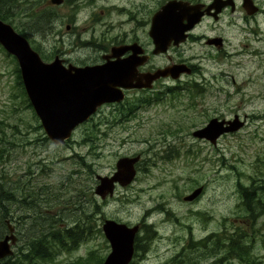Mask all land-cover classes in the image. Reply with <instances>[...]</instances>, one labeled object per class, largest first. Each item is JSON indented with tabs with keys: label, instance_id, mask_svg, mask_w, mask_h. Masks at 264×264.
<instances>
[{
	"label": "rangeland",
	"instance_id": "374dc122",
	"mask_svg": "<svg viewBox=\"0 0 264 264\" xmlns=\"http://www.w3.org/2000/svg\"><path fill=\"white\" fill-rule=\"evenodd\" d=\"M254 2L262 12L247 16L237 9L215 24L230 54L208 58L199 64L198 75L182 78L204 88L194 99L195 106H184L188 95L182 98L181 106L156 104L140 110L127 130L110 127L108 138L89 136L93 128L86 123L63 146L38 140L43 131L37 130L39 122L16 92L14 64L0 53V127L11 144L4 145L7 150L0 158V188L3 185L12 190L19 200L30 195L38 205L26 208L19 204L20 211L11 212L16 237L13 254L19 253L36 215L58 219L57 213H66L63 204L53 201L50 194L55 190L62 197L68 194V174L76 173L71 180L81 179L83 184L87 178L94 189L95 175H109L119 157L140 153L141 170L134 182L106 201L96 198L99 210L95 215L101 221L141 226L139 245L145 250L135 264H165L173 258L176 264H264V214L254 223L244 219L237 185L247 187L254 181L255 187L264 182V0ZM212 24L204 21L199 31ZM36 41L42 54L53 57L56 49L49 47L52 43L39 36ZM69 51L70 47L60 57L87 56L85 50L76 54ZM203 79L206 85L200 86ZM220 115L230 120L238 115L245 124L239 131L220 137L215 146L191 136L208 118ZM83 141L87 142L83 145ZM88 166L91 176H87ZM198 187L203 189L201 194L184 202L183 198ZM258 206H264V196ZM18 216L23 221L15 224ZM235 232L241 236L235 237ZM109 251L104 236L95 237L45 264L86 260L93 264L106 258Z\"/></svg>",
	"mask_w": 264,
	"mask_h": 264
},
{
	"label": "flooded vegetation",
	"instance_id": "af4514ba",
	"mask_svg": "<svg viewBox=\"0 0 264 264\" xmlns=\"http://www.w3.org/2000/svg\"><path fill=\"white\" fill-rule=\"evenodd\" d=\"M56 1L58 3L53 2V0H0V21H2L1 15L12 16L11 20L16 21L15 25L3 22L11 25L18 35L24 37L32 49L34 47L41 49L40 42L36 41L37 36L43 38L45 42L52 43V46L49 45V47L52 50H56L50 59L51 61H49L52 62L55 58H58L61 61V65L66 69L70 67L76 69L95 68L109 63H116L117 65L119 61H126L129 64L127 66L128 72L126 77L129 78L131 70H133L132 76L138 80H132V83L143 84L145 76L172 68L167 72V76H161L153 80L149 88L125 89L119 87L118 89H120L123 96L122 99L119 102L104 103L97 107L94 114L72 131L71 136L64 144L71 142L70 138L73 132L79 126L86 123H89L93 128L94 137L99 135L103 138H108L110 136V127L120 126L122 129L127 130L129 128L128 123L137 117L140 110L155 107L154 105L156 104L181 106L182 98L184 99L188 95L189 98L191 97V101L188 104V98L187 104L184 106H195L194 99L201 95L200 89L203 90L204 88H198L199 85L197 83H186L182 81V78L184 76L198 75L201 72L199 64L208 58L219 54H223V56L230 54L225 49L226 39L223 34H220L219 28L215 24H218L228 12L232 15L237 9L244 11L242 0L239 4L237 0H232L233 10L230 6H226L222 7L216 14H214V10L207 11V7L212 4L213 0ZM222 1L227 2L228 0ZM171 2H182L188 4V6H198L199 12L202 13L199 21L182 33L179 32V29L183 25H188L186 19L182 20L180 24L160 25L161 29L151 36L154 16ZM252 2L258 8L254 0ZM259 12H262L261 8H258V11L253 15H248L246 12L245 14L247 16H254ZM167 13L170 19L176 14L179 17L182 15L177 4L170 7ZM196 17L197 15H194L193 20ZM206 20H211L213 24L199 31L202 23ZM49 39L55 40L51 42ZM155 41L157 42V46ZM68 47H70L69 52L71 54L85 50L87 56L70 57L69 59L61 58L60 56ZM62 48L64 49L62 50ZM39 56L43 62L49 63L40 54ZM72 72L74 73V71ZM171 74H174L173 76L177 75L173 77ZM205 85L206 80L203 79L200 86ZM104 110L106 111L103 112ZM106 115L110 116L109 119L106 118ZM224 117L220 115L208 118L207 122L199 128L204 127L213 118L230 120ZM36 118L43 131L37 116ZM104 128L107 129L103 130ZM41 134V141L50 142L54 147L64 145L56 146L48 139L44 131ZM84 142L82 143L83 145ZM136 156L139 157L138 162L135 164L137 174L141 170L140 163L142 161L140 153L130 156L122 155V157ZM122 157H119L116 162ZM160 159H163V156ZM150 163L151 160L147 165ZM153 165L155 163L151 164V166ZM113 172L106 176H110ZM97 176L101 175H95V187L98 184L96 180ZM130 185L126 187L117 186L115 192ZM95 187L93 189L95 198L100 202L110 199L105 198L101 200L94 193ZM104 220L101 221L99 219L100 230ZM138 226L140 230L141 226ZM210 239L204 242H208Z\"/></svg>",
	"mask_w": 264,
	"mask_h": 264
},
{
	"label": "water",
	"instance_id": "95a60500",
	"mask_svg": "<svg viewBox=\"0 0 264 264\" xmlns=\"http://www.w3.org/2000/svg\"><path fill=\"white\" fill-rule=\"evenodd\" d=\"M53 2L58 3L56 0ZM174 4L179 5L182 15L179 17L176 14L170 19L167 10ZM226 6H230L233 10V1L213 0L207 7V11L214 10L216 14ZM242 7L248 15L258 11L252 0H242ZM197 11L199 12L198 6H188L182 2L167 4L154 16L151 36L161 29L160 25L180 24L184 19L188 21V25H183L179 32L186 31L199 21L202 13ZM194 15H197L195 20H193ZM155 43L157 46L156 41ZM0 46L16 60L26 97L44 133L56 146L64 144L72 131L94 114L97 107L104 103L119 102L123 97L119 87L149 88L153 80L167 76V72L172 69L145 76L143 84L132 83V80H138L132 76L133 70H131V76L126 77L129 65L126 61H119L117 65L109 63L95 68L66 69L58 58L49 63L43 62L26 39L3 21H0ZM244 124V120H240L237 115L229 121L213 118L204 127L194 130L192 137L205 140L215 146L220 137L239 131ZM138 160V156L122 157L116 162L115 171L110 176H97L95 195L104 200L113 196L117 186L130 185L136 176L135 164ZM202 190V187L194 189L183 198V201L188 203L194 201ZM5 224L7 234L0 240V260L12 256V246L16 242L13 226L8 220H5ZM101 230L110 247L103 264H130L134 256V240L138 235L139 226L105 219L101 224Z\"/></svg>",
	"mask_w": 264,
	"mask_h": 264
},
{
	"label": "trees",
	"instance_id": "16d2710c",
	"mask_svg": "<svg viewBox=\"0 0 264 264\" xmlns=\"http://www.w3.org/2000/svg\"><path fill=\"white\" fill-rule=\"evenodd\" d=\"M12 16L1 15V20L12 23ZM37 51L44 60L48 61L52 58V55L42 54L41 49L33 48ZM0 53H3L6 58L10 59L14 64L13 74L15 77V88L18 96L22 98L25 108L27 110H32L31 105L26 97L20 73L12 56L8 55L1 47ZM34 114V112H33ZM33 118L38 121L35 114ZM2 123V122H1ZM3 124V123H2ZM13 128V127H12ZM37 130H41L40 125H37ZM94 135L93 132L90 134ZM41 141V139H38ZM45 140V139H44ZM0 158L6 153V148L4 145H11L9 141H6V132L0 127ZM45 142V141H41ZM87 142V141H85ZM167 157V156H166ZM76 173H70L66 176L68 182V191L63 197L68 198L65 201L62 195L58 193L57 190L51 192L50 197L53 201H60L63 204V209L65 214L62 216L58 213L57 218H52L50 215H36V219L30 223L31 231L25 234L26 238L22 247L19 248V253L12 254V256L0 260V264H45L53 261L58 257L63 251H70L82 242L88 241L90 239H95V237H103L101 230L99 229V219L95 218L98 213L99 204L95 196L93 195V188L90 186L88 179L84 180V184L81 183V179L71 180L72 176ZM91 168L87 167V176H91ZM238 185V193L240 194L241 204L243 206L245 215L244 219H249L253 223L258 220L260 216L264 214V206L259 207L260 198L264 196V182L262 185L254 187V181H252L251 186ZM29 197L22 199H17L14 192L10 189H6L3 185L0 188V240L7 234V226L5 220H8L11 224V219L14 217L11 212L20 211V206H25L29 208L34 205L37 208V203L35 199L30 198L31 201H27ZM35 202V203H34ZM17 204V205H16ZM15 224H19L23 221L21 216L17 217ZM14 228V227H13ZM236 236L240 235L239 232H235ZM234 234V235H235ZM241 236V235H240ZM211 238V237H210ZM241 238V237H240ZM140 234L135 238L134 245V256L130 264H135V259L139 254L143 253L145 247L140 246ZM232 239V237H231ZM105 257H102L99 261L93 264H103ZM75 264H92L89 260L84 262H77ZM165 264H176L175 259H169ZM178 264V263H177Z\"/></svg>",
	"mask_w": 264,
	"mask_h": 264
},
{
	"label": "bare ground",
	"instance_id": "6f19581e",
	"mask_svg": "<svg viewBox=\"0 0 264 264\" xmlns=\"http://www.w3.org/2000/svg\"><path fill=\"white\" fill-rule=\"evenodd\" d=\"M134 245H135V240H134Z\"/></svg>",
	"mask_w": 264,
	"mask_h": 264
}]
</instances>
